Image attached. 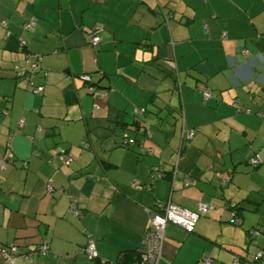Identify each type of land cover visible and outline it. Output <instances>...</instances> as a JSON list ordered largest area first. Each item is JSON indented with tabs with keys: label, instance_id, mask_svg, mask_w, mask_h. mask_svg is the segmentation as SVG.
<instances>
[{
	"label": "crops",
	"instance_id": "1",
	"mask_svg": "<svg viewBox=\"0 0 264 264\" xmlns=\"http://www.w3.org/2000/svg\"><path fill=\"white\" fill-rule=\"evenodd\" d=\"M1 20L0 264L12 244L13 264H132L166 199L211 207L166 225L157 264H264V0H0ZM36 57L39 93L17 76Z\"/></svg>",
	"mask_w": 264,
	"mask_h": 264
},
{
	"label": "built area",
	"instance_id": "2",
	"mask_svg": "<svg viewBox=\"0 0 264 264\" xmlns=\"http://www.w3.org/2000/svg\"><path fill=\"white\" fill-rule=\"evenodd\" d=\"M169 16H164V18H168ZM1 25H5V21H0ZM34 21H29L25 24V27L33 26ZM99 43V37L96 34H93L90 39V44L96 46ZM24 41H20V45H23ZM40 62V57H36L34 61H27L26 62V69L20 70L17 68V76L24 77L28 86L32 90L33 93H39L43 90V85H34L31 74L38 68ZM80 81L85 83L86 89L92 95L95 94L96 87L92 84L90 75L87 73L78 74L76 76ZM70 79V78H68ZM204 97L209 96V91L207 89L203 90ZM94 106H97L94 103ZM193 133V130L187 132V136L190 137ZM125 138V144H133L135 140L131 137H127L126 133H123ZM56 154L58 158L63 162L68 164L72 161V155L67 152L64 148H58L56 150ZM6 157H11V152L9 151L6 154ZM3 160V158H2ZM261 158L258 154H254L250 159L249 163L253 166L258 165L261 163ZM175 169L172 171V177H175ZM160 174V173H159ZM187 181H189L187 179ZM47 190L51 191L52 186L51 184L47 185ZM71 210L76 213L74 209V203H71ZM211 206L203 202H199L196 210H189L185 207L178 205L177 203L171 201L170 199L166 200H156L150 208H148V224L146 230L144 232V243L145 249L140 257L133 263V264H157L158 261L162 258V248L164 244V230L167 224H172L183 228L185 231L190 232L193 230L194 224L199 218V216L203 213H206ZM256 230L251 229L250 235L255 233ZM48 248V240H43L38 246L37 251L40 254H45ZM84 252L87 256L91 259L97 258V252L92 240H89L85 247L83 248ZM16 252L15 245H10L8 250L4 251L6 255V264H13L14 258L9 255V253ZM261 256V252L256 254V258ZM101 262L100 264H102ZM199 264H212V259L208 256H203L199 260Z\"/></svg>",
	"mask_w": 264,
	"mask_h": 264
},
{
	"label": "trees",
	"instance_id": "3",
	"mask_svg": "<svg viewBox=\"0 0 264 264\" xmlns=\"http://www.w3.org/2000/svg\"><path fill=\"white\" fill-rule=\"evenodd\" d=\"M87 74H89V73H87ZM78 75V74H77ZM90 75V74H89ZM90 78H91V75H90ZM91 82H92V84L95 86L96 85V82H94V81H92V79H91ZM132 125H133V127H134V130L135 131H138V129H140V122H139V120H134L133 122H132ZM143 132H144V130H143ZM131 138H133V137H131ZM134 139V138H133ZM135 140V139H134ZM230 208L231 209H234V210H236V208H237V205H235V204H233L232 206H230ZM238 212H234V214L236 215ZM140 256H138L137 258H135L133 261H132V264L139 258ZM95 259V258H94ZM101 262L100 261H98L97 263H95V264H100Z\"/></svg>",
	"mask_w": 264,
	"mask_h": 264
},
{
	"label": "rangeland",
	"instance_id": "4",
	"mask_svg": "<svg viewBox=\"0 0 264 264\" xmlns=\"http://www.w3.org/2000/svg\"><path fill=\"white\" fill-rule=\"evenodd\" d=\"M241 163L243 164V162H241ZM243 166H246V165H243ZM246 167H247L250 171H254V170H256V169H253L250 165H247ZM259 182H260V183H264V180H261V181L259 180ZM262 193H263V192H262Z\"/></svg>",
	"mask_w": 264,
	"mask_h": 264
}]
</instances>
